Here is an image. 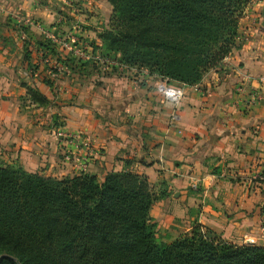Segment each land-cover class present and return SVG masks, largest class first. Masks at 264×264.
<instances>
[{
	"label": "crops",
	"instance_id": "0c3cea01",
	"mask_svg": "<svg viewBox=\"0 0 264 264\" xmlns=\"http://www.w3.org/2000/svg\"><path fill=\"white\" fill-rule=\"evenodd\" d=\"M263 6H247L241 46L174 101L158 89L166 81L143 70L97 75L85 61L50 78L70 50L43 32L99 46L108 0H0V159L52 177L131 170L163 194L149 211L160 239L198 223L264 245V102L245 108L264 90ZM28 86L48 102H32ZM56 129L76 137L62 141Z\"/></svg>",
	"mask_w": 264,
	"mask_h": 264
},
{
	"label": "trees",
	"instance_id": "16d2710c",
	"mask_svg": "<svg viewBox=\"0 0 264 264\" xmlns=\"http://www.w3.org/2000/svg\"><path fill=\"white\" fill-rule=\"evenodd\" d=\"M108 2V26L99 46L89 43L93 53L193 85L241 46L239 21L251 0ZM57 61L85 68L72 52ZM27 94L48 102L32 87ZM160 196L131 170L52 177L0 159V264H264V245L228 242L198 223L160 239L149 215Z\"/></svg>",
	"mask_w": 264,
	"mask_h": 264
},
{
	"label": "built area",
	"instance_id": "2783aa9c",
	"mask_svg": "<svg viewBox=\"0 0 264 264\" xmlns=\"http://www.w3.org/2000/svg\"><path fill=\"white\" fill-rule=\"evenodd\" d=\"M251 3H255V4H259V5H264V0H251ZM36 27H38L40 30H44L42 25L39 23H35ZM44 35H46V37L54 39L53 36L48 35L47 31L43 32ZM19 36L22 40L26 39V34L23 31H20ZM74 40V38H71V42ZM69 42L64 43V45L69 48L72 49L71 44H68ZM77 49H74V53H78L79 56L83 55V59L82 60H86L89 56L88 55H84L83 53H79V51H76ZM90 59H92L98 66V73L102 74L104 72H106L108 69L111 68L112 65H114L115 67H120L122 68L123 65L120 63H115L112 59H108V58H104L103 56H101L99 53H93L92 55H90ZM85 58V59H84ZM67 72V68L61 64V63H55L53 65L50 66L48 74L50 76L51 79H56L61 73H65ZM165 81V79H163ZM187 85L180 83V85L175 86V85H168L165 82L161 83L158 86L159 91L163 92L168 98L177 101L184 93V88ZM259 101H263L264 102V90H254L252 91L249 95H248V100L246 101L245 104V108L247 107H251L253 105H255L256 103H258ZM56 135L59 137H62L63 139H65L68 142H71L73 140L74 137H76L75 134H71L67 131H57ZM64 159L69 160V155L66 153L64 154ZM85 166V165H82Z\"/></svg>",
	"mask_w": 264,
	"mask_h": 264
},
{
	"label": "rangeland",
	"instance_id": "374dc122",
	"mask_svg": "<svg viewBox=\"0 0 264 264\" xmlns=\"http://www.w3.org/2000/svg\"><path fill=\"white\" fill-rule=\"evenodd\" d=\"M247 8V7H246ZM246 8H245V10H244V12L246 11ZM54 38H55V40H57V41H59L60 40V44L61 45H63L65 48H67L65 45H64V43H66V42H69L68 44L70 45L71 44V47H72V49H69V48H67V49H69L70 50V52H72L73 53V55L75 56V57H78V58H80V59H83V55L82 56H79V54L78 53H74V49H77L76 51H79V53H83L84 55H88L89 57L85 60V61H88V60H91L90 58V55H92L93 54V52L91 51V47H90V45H89V43H87L86 45L84 44V46L85 47H81V46H78V35H76V34H68V35H66V36H64V37H60L59 38V36H54V35H52ZM71 38H74V40L71 42ZM94 53H99L100 54V52H98L97 50H95V52ZM85 59V58H84ZM115 63H119L118 61H116V60H114V59H112ZM123 65V67L122 68H120L119 66L118 67H115L114 65H112L111 66V68L110 69H108L106 72H108V71H111V72H123V71H125V70H127V71H130V72H132V73H138V72H140L141 70H143V71H145V73H148L149 75H151L148 71H147V69H145V68H143V67H140V68H138V67H135V66H127V65H124V64H122ZM96 66H97V64H96ZM221 66V65H220ZM220 66H218V67H220ZM217 67V68H218ZM212 69H215V68H212ZM208 71H210V69L208 70ZM207 71V72H208ZM106 72H104V73H106ZM96 74L97 75H103V73L101 74H99L98 73V66H97V71H96ZM206 74V73H205ZM156 76V75H155ZM160 79H162V78H160ZM163 80V79H162ZM165 81H166V83H168V85H175V86H178V85H180V82H177V81H173V80H167V79H165ZM184 90H185V88H184ZM57 131H63L64 132V130H61V129H56V130H54V135L57 137V138H59V139H61L62 141H64L65 139H63L62 137H59V136H57L56 135V132ZM13 159H15V158H13ZM12 159V160H13ZM12 162H15V160H13ZM18 163V162H17ZM81 167H83V168H85V166H81ZM192 229V228H191ZM190 229V230H191ZM189 230V231H190ZM168 231H170L169 229H168ZM171 231H173V230H171ZM187 230H184L183 228H181V229H178V232H180L178 235H176V236H173L172 234H171V237H170V234H169V237L168 238H166V237H164L165 235L164 234H162V236L163 237H161V238H165V239H162V240H164V241H171V240H173V239H176V238H179V237H181V236H183V235H185V234H187L189 231H187ZM173 236V237H172ZM221 239H223L220 235H218ZM223 240H225V239H223ZM225 241H228V242H232V241H229V240H225ZM232 243H236V244H239L238 242H232ZM250 244H253V243H250Z\"/></svg>",
	"mask_w": 264,
	"mask_h": 264
},
{
	"label": "water",
	"instance_id": "95a60500",
	"mask_svg": "<svg viewBox=\"0 0 264 264\" xmlns=\"http://www.w3.org/2000/svg\"><path fill=\"white\" fill-rule=\"evenodd\" d=\"M262 17H263L262 25L264 26V6H263V8H262Z\"/></svg>",
	"mask_w": 264,
	"mask_h": 264
}]
</instances>
